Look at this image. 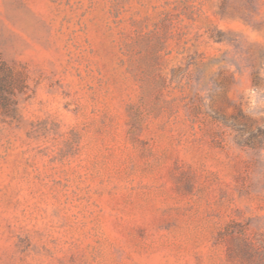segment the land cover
<instances>
[{
    "label": "rangeland",
    "instance_id": "1",
    "mask_svg": "<svg viewBox=\"0 0 264 264\" xmlns=\"http://www.w3.org/2000/svg\"><path fill=\"white\" fill-rule=\"evenodd\" d=\"M0 264H264V0H0Z\"/></svg>",
    "mask_w": 264,
    "mask_h": 264
},
{
    "label": "trees",
    "instance_id": "2",
    "mask_svg": "<svg viewBox=\"0 0 264 264\" xmlns=\"http://www.w3.org/2000/svg\"><path fill=\"white\" fill-rule=\"evenodd\" d=\"M224 121H225V123H226L227 125H233V126L236 127L237 129L243 131L245 134H247V133L250 134V135H248L249 138H247V139H251V135H253L254 137L256 136L255 133H254V131L249 130V129H248V126H246V125L237 124V122L229 121V120H227V119H225V118H224Z\"/></svg>",
    "mask_w": 264,
    "mask_h": 264
}]
</instances>
